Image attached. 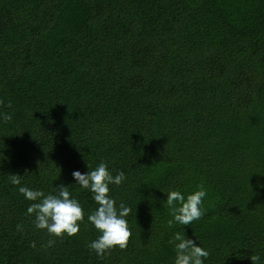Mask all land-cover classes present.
<instances>
[{
  "label": "trees",
  "instance_id": "obj_1",
  "mask_svg": "<svg viewBox=\"0 0 264 264\" xmlns=\"http://www.w3.org/2000/svg\"><path fill=\"white\" fill-rule=\"evenodd\" d=\"M0 112V264H173L176 233L205 264H264V0H0ZM102 160L132 210L99 257L72 172ZM13 174L68 186L80 231L36 229ZM201 185L205 214L170 225L166 193Z\"/></svg>",
  "mask_w": 264,
  "mask_h": 264
},
{
  "label": "clouds",
  "instance_id": "obj_2",
  "mask_svg": "<svg viewBox=\"0 0 264 264\" xmlns=\"http://www.w3.org/2000/svg\"><path fill=\"white\" fill-rule=\"evenodd\" d=\"M10 120H12L10 113L0 112V122ZM88 168L89 171L86 173L74 170L72 177L74 184L92 193V199L97 204L95 210L87 215V221L94 226L99 235L89 242L88 247L97 256L102 257L114 247L125 248L127 246L130 236L127 216L132 209L123 201L117 207V201L109 195L110 185H120L126 179L123 171H117L113 175L107 162L103 160L95 168L88 163ZM21 178V175L13 174L9 179L13 185L18 186V191L26 200L37 201L27 208L29 215L34 214L33 224L36 229L46 230L50 236L55 238L71 237L80 231L85 212L79 200L69 192L68 186L60 184L56 186V194L45 195L40 190L23 185ZM166 194V203L172 217L168 221L170 225L173 223L189 225L205 214L203 202L207 191L202 185L188 194L178 189L170 190ZM174 240L173 264H205L209 256L206 248L179 233L174 234ZM54 243V239H49L45 247H51ZM31 246L35 248V242ZM251 260L256 264L259 257L253 255Z\"/></svg>",
  "mask_w": 264,
  "mask_h": 264
}]
</instances>
